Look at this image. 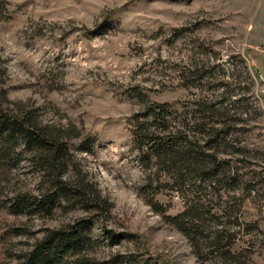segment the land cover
Instances as JSON below:
<instances>
[{"label": "rangeland", "instance_id": "374dc122", "mask_svg": "<svg viewBox=\"0 0 264 264\" xmlns=\"http://www.w3.org/2000/svg\"><path fill=\"white\" fill-rule=\"evenodd\" d=\"M0 59L8 99L76 129L70 179L112 205L18 217L10 199L39 179L28 166L0 178V264L87 218L94 264H264V0H0ZM159 104L167 125L146 122ZM205 127L219 129L209 145ZM163 129L194 143L144 159L134 132ZM192 204L194 240L169 220ZM222 229L235 239L206 240Z\"/></svg>", "mask_w": 264, "mask_h": 264}, {"label": "trees", "instance_id": "16d2710c", "mask_svg": "<svg viewBox=\"0 0 264 264\" xmlns=\"http://www.w3.org/2000/svg\"><path fill=\"white\" fill-rule=\"evenodd\" d=\"M6 80L7 71L0 59V178L10 176L24 166H28L29 170L38 177L39 184L42 186L37 195L25 192L12 197L6 207L7 210L18 217H38L40 215L51 217L59 208L65 210L79 208L86 212L102 211L103 215L108 216L112 205L103 200L97 190L93 191L87 183L85 185V179H80L81 175L78 180L70 179L72 178L70 174L74 173L77 165L75 156L70 151L69 141L79 138V133L74 127L66 129L46 124L37 110L27 109L24 104L10 101L5 89ZM168 108V104H159L149 108L146 112L148 118L146 122L149 123L151 119L167 125L164 114ZM166 129H163V133L159 135L149 130L134 132L135 144L144 159L150 161L152 156L162 158L169 152L179 155L178 151H174V142L182 141L189 145L194 143L189 138H184L180 130L173 133L164 131ZM206 129V127L203 128L201 133L206 139V145H209L219 129L215 127L207 131ZM197 146L201 148L199 144ZM200 153L203 154L202 156L206 155L201 151ZM187 156L188 161H193L201 155L190 152ZM178 161L175 159V162ZM216 162L215 158L214 164ZM206 170L208 169L202 168L201 174H204ZM179 171L181 173L177 176L175 184L182 183L185 186L187 180L184 179L186 174L183 172L186 171ZM218 176L220 172L212 177L209 176L208 180L212 182L213 179L218 182L221 180L216 179ZM196 178L206 179L201 176ZM192 211L200 212L198 204H192L189 211L169 220L179 231L194 240L196 232L204 231L205 227L203 226L204 220L199 217H187ZM91 228V221L87 218L65 228L47 231L34 248L23 256L21 264H92L94 261L87 256L88 251L92 250L93 245L96 244L89 236ZM225 233L227 231L224 229L209 233L206 240L213 243L226 239L231 242L235 239V234L227 236ZM110 238L119 239L115 236ZM117 242L119 241H115Z\"/></svg>", "mask_w": 264, "mask_h": 264}]
</instances>
